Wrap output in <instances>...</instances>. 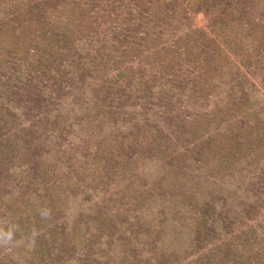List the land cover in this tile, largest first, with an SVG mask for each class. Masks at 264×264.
<instances>
[{"label":"rangeland","instance_id":"obj_1","mask_svg":"<svg viewBox=\"0 0 264 264\" xmlns=\"http://www.w3.org/2000/svg\"><path fill=\"white\" fill-rule=\"evenodd\" d=\"M0 231V264H264V0H0Z\"/></svg>","mask_w":264,"mask_h":264},{"label":"clouds","instance_id":"obj_2","mask_svg":"<svg viewBox=\"0 0 264 264\" xmlns=\"http://www.w3.org/2000/svg\"><path fill=\"white\" fill-rule=\"evenodd\" d=\"M5 235V233H3L2 231H0V237H3ZM8 239H11L12 238V234L11 233H7L6 234Z\"/></svg>","mask_w":264,"mask_h":264}]
</instances>
